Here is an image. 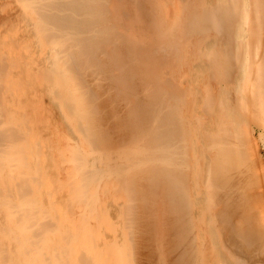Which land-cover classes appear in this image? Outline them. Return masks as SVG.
<instances>
[{"label":"bare ground","instance_id":"bare-ground-1","mask_svg":"<svg viewBox=\"0 0 264 264\" xmlns=\"http://www.w3.org/2000/svg\"><path fill=\"white\" fill-rule=\"evenodd\" d=\"M163 1L4 0L2 3L1 10L4 12L0 11L4 14L0 17V264H126V260H129L127 256L131 252L127 251L129 255L127 254L126 245L136 243V239H131V229H127L126 233L129 236L127 234L126 236L125 232L121 234L123 231L121 228L126 229L130 226L128 219L133 215L127 211L130 215L128 218L124 213L126 209L122 211L121 207L125 220L128 219L118 220L117 216L116 220L128 223L127 226L122 224L123 227L121 225L119 228L122 231H118L117 234L115 222L113 224L111 221L114 220L113 216L111 217L114 213H107L111 220L106 219L105 213L106 208L110 209L112 203L115 207L116 201L124 194L121 192L118 199L115 197L119 193L116 191L121 188H117L118 184L115 183L120 179L117 176L118 171L120 173L125 168L123 174L126 173L128 166L126 164L130 163L128 159L132 161L135 156L142 157L140 155L148 144L151 145V149L146 148L145 150L150 151L146 153L151 157L155 156L158 161L162 157L160 159L162 167L160 166L161 169L157 171L153 169L149 171L152 174L154 172L155 177L146 171L147 176L143 171L147 177H139V180L141 181V178L148 180L150 175L149 178H158L154 179L155 184L162 178L160 184L164 182L165 185H172L174 192H171V189L168 191L173 195L158 192L157 196L161 193V197L166 195L173 197L175 209L178 215L181 213L184 217L186 225L194 220L192 226L205 228L203 232L201 229L199 231L193 229L194 232L191 233L193 238L188 237L186 241L192 245L195 242L196 245L202 233L205 237V233L210 229L209 241L224 252L223 264H264V0H168L170 3L167 8H163ZM6 5L11 10L5 11ZM6 28L10 30L5 33ZM7 34H10L9 41L4 39ZM186 34L190 36V42L184 46L177 45L179 40L176 38L180 39ZM213 36H220V40L215 38L219 41L213 43L210 41ZM119 39L122 44L117 46ZM207 44L211 46L206 50L207 54L206 51L203 54L207 57L213 73L204 70L205 64L193 67L194 62L200 64L199 60L203 58H199L202 53L201 47ZM165 50H172V53L168 56L170 51ZM159 51L168 53L164 55L166 61L165 58L164 62L158 61ZM183 53L185 54L183 58L182 55L177 57ZM93 58L95 63L101 66L98 67L99 70L104 66L108 67L113 79V84L112 80L110 84L120 88V91H124L122 89L127 84L135 85L134 82L139 80L135 76L139 70L147 73H143L145 78L142 77L144 79L141 81L142 84L140 80L137 82L144 85L142 89L141 85L137 84L135 86H140V89L132 88V91L129 90L130 86L125 88L128 92L126 93V90L124 92L130 99L137 98L136 100L145 108H151L150 112L148 109L149 115L145 114L146 117L149 116L147 123L146 118L143 119L144 116H141L142 118L139 116L140 120H144V123L141 121L142 126L147 125L145 128L138 127L142 131L139 130L138 134H145H141L140 139L142 135L146 137L142 146L140 144L137 146V141H133L136 145L126 144L124 141L129 149L138 147L126 153L128 155H125L126 161L122 160L125 157L122 154L117 157V162L114 160L115 156L113 159L114 154L111 152L114 150H110L112 143L109 144L108 140L110 147L104 144V140H107L110 134L105 138L106 129L104 131L99 125L100 128L97 129L93 117L90 116L91 120L88 118L87 109L94 106L95 97L99 104V92L106 88H98L97 84L102 69L99 71L96 67L99 73L96 78V74H92L95 68L90 70L91 76L85 75L84 69L92 63L90 61ZM92 65L93 63L90 68ZM177 68L180 71H177ZM206 71L211 75L208 74L209 84H205L204 89L201 87L203 92L200 90L204 94L203 102L200 104L203 111L200 113L204 114V117L197 118V115V119H194L195 117L191 118L188 114L191 103L188 104L190 93L188 94L187 88L195 76H199L198 73ZM106 75L108 76V73ZM107 76L103 75L102 78L105 79ZM102 78L100 80L104 82ZM133 78L137 79L133 81ZM202 78L207 80L205 73ZM19 81L24 82L25 89L29 90L19 89L18 92L15 88L18 87ZM106 81L108 82L107 79ZM183 81L186 83L185 86L187 85L185 88ZM34 83L38 84V89L34 87ZM98 83L103 86L101 81ZM94 84L96 90H100L97 91L99 99L94 96ZM107 84L109 86V83ZM111 85L109 87H113ZM145 88L149 91L147 97L139 95L140 90L145 91ZM185 89L188 96L183 92ZM43 91L49 96L48 104L41 100ZM110 92L114 93L112 90ZM185 97L187 103H183ZM38 100L41 106L35 108L31 106L32 101ZM140 103L136 104L135 108L142 106ZM122 104L125 105V101ZM141 108L143 110V107L139 109ZM163 110L162 118L160 113ZM53 113H57V116L53 117ZM131 115L130 112L129 116ZM205 117L211 118L208 120ZM170 118H173L174 122L170 121L172 126L170 124L169 127L167 121ZM204 118L207 120L205 126L208 130L206 134L201 132L202 135L198 132ZM195 120L199 124L196 122V125ZM115 129L120 130L119 127ZM116 133L119 134L120 131ZM90 147L91 150L88 151L86 148ZM206 152L209 161L204 155ZM146 157L141 158L143 164H150L151 161ZM118 158H122L121 161H118ZM137 161L128 164L136 167ZM194 167L201 168L200 170L205 168V173L202 174L199 173L200 170L194 171L198 175V180L192 176L195 175ZM132 168L129 169L128 166V170ZM171 171L174 172L173 175L169 174ZM128 173L133 175L134 171ZM193 177L196 179L195 182ZM131 178L132 176H130L132 181ZM121 180L124 185L127 184V181ZM136 180L138 179L134 181ZM146 180L144 181L148 182L150 179ZM113 184L118 190L115 187L112 190ZM131 185H126V191L128 193L130 190L134 195L136 193L133 197L132 193L128 194L132 198L130 201L133 202L137 190L142 191L143 186L139 185L140 190L136 188L138 186L134 188ZM134 185H137L136 182ZM147 188L145 187L144 191ZM192 189H196V194H200L201 197L194 198ZM112 191L117 194L113 196ZM138 197L134 201L138 200ZM129 198L126 199L127 202ZM152 202L154 203L153 200ZM161 202L159 200V203ZM126 203L124 208L134 204ZM146 203L140 206H146ZM177 211L176 214L173 212L175 216ZM132 213L134 214V210ZM196 214L202 217L195 222L198 218ZM118 223L117 228L120 227ZM137 224L139 226V222ZM187 231L185 230L186 234ZM123 234L130 237L131 244L129 241L125 242ZM119 235L120 237L122 235L127 249L118 245L117 241L122 242L120 238L117 240ZM204 241L206 242V239ZM204 241L200 243L203 244ZM208 242L206 243L209 244ZM202 244L198 246V250L204 248L201 247ZM185 246L181 247V251L188 253L189 248ZM210 247L213 248L207 246L208 251ZM208 254H204L203 258ZM208 256L210 258V255ZM195 259L196 256L193 263ZM201 260L199 264L203 262Z\"/></svg>","mask_w":264,"mask_h":264},{"label":"rangeland","instance_id":"rangeland-1","mask_svg":"<svg viewBox=\"0 0 264 264\" xmlns=\"http://www.w3.org/2000/svg\"><path fill=\"white\" fill-rule=\"evenodd\" d=\"M161 1H163V0H161ZM4 2V0H0V10H1V7H2V3ZM164 3V7L163 8H167V5H169V3H170V1L168 2V0H167V2L165 3V0L163 1ZM7 6V5H6ZM8 7V8H7ZM6 8H5V11L6 10H11V9H9V6H7ZM173 8V6H171V12H172V9ZM2 11V10H1ZM0 11V12H1ZM2 12H4V11H2ZM0 13V17L4 14V13ZM194 15V14H193ZM192 15V16H193ZM183 18H185V17H183ZM182 21H184L183 19H182ZM8 30H10V28H6V30H5V33L8 31ZM8 36H4V39H6V40H11V38H10V34H7ZM218 36V35H217ZM217 36H213V37H211L210 38V41H212L213 43H215V41L216 42H218L219 40H220V36L219 37H217ZM215 38L216 39H219L218 41L217 40H215ZM177 40H179V42H178V44L177 45H181V46H184V45H186L187 43H189L190 42V40H191V38H190V36H187V34H186V36H183L182 38L180 37V39H178V38H176ZM8 40V41H9ZM189 40V41H188ZM176 41V40H175ZM183 41V42H182ZM117 42V41H116ZM115 42V43H116ZM173 42H174V40H173ZM172 42V43H173ZM122 44V41H121V39H119L118 40V42L116 43V45L118 46V45H121ZM173 44H175V42L173 43ZM172 46V45H171ZM209 46H211V45H209V44H207L206 46H204L203 48L201 47V50H202V53H200V56H199V58H205V59H200L199 61H200V64L198 63V62H194L193 63V67L194 66H196V65H202L203 66V64H205L204 65V70H207L208 72H210L211 70H210V64L208 63V59H207V57L206 56H204V54H205V52L204 51H206V50H208V47ZM166 52H169V54H168V56L172 53V50H165ZM164 51V52H165ZM166 52H165V54L164 53H162L161 51H159L158 52V56H159V54H160V56H161V54H163V56H159V57H157V58H160V59H158V61H163V59L165 58V56L167 55L166 54ZM203 52H204V54H203ZM79 54H81V55H83L82 54V52H79ZM184 54V53H183ZM183 54H180V55H178L177 57H180L181 55V58H183L184 56H185V54L183 55ZM201 54H203L202 56H201ZM206 54H207V51H206ZM165 55V56H164ZM85 56H87L86 55V53H85ZM167 56V57H168ZM82 57V56H81ZM198 58V59H199ZM95 58H93V60H94ZM198 59H196V58H194V60H198ZM90 61V62H92L93 63V65L91 66V68H90V65L92 64V63H89V69H87L88 67H86L84 70H85V75H87L88 77H89V75L92 73L91 71L92 70H94V68H95V70L93 71V73L92 74H94L95 75V78L97 77V75L100 73V75H105V76H107L106 74L108 73V76L104 79V78H102V76L100 77V75H98V79L100 78H102V79H104V82H102L103 80H98L99 82L101 81V83H103V86H102V84H99L98 83V81H97V84L99 85V86H101V87H99L98 86V88H103L104 89V87H106L105 88V90H106V92H105V90L104 91H100L99 89H97L96 90V88L97 87H95V84H94V89H95V91H94V96L96 95L98 98L97 99H99V96H100V99H99V104L97 103V101H95V99H96V97L94 98V101H93V105L94 106H92V108H88L87 109V113L89 114V117L87 116L88 114H86V116L89 118V120H91V118L93 117V119L95 120V122H96V124H97V129H99L100 127L99 126H101V127H103L104 128V131H105V129H106V132H107V134H106V132H105V134H106V136H105V138H108L107 137V135H109L110 134V136H109V138L106 140H104L105 142H107V144L104 142V144L105 145H108L109 147L111 146V145H109V144H111L112 143V146L110 147V150L112 151V150H114V151H112L111 153H113L112 155H113V159L114 160H116V162H117V157H119V155L121 156V154L122 155H127L126 153H128L129 152V150H131V149H135V148H138V147H133V148H131V149H129L128 147H127V145L126 144H131V143H134L135 141H137L136 143H137V146L140 144H143V139L145 138L146 139V137H144V133H140V134H138L139 133V130H140V128H138V127H144L145 128V126L147 127V125L146 124H144L145 126H142L143 124L142 123H144V120H140L139 119V116L141 117H143L144 116V118L143 119H145V123H147L148 122V117H146L145 116V114L147 115V113H148V109H149V112L151 111L150 109L151 108H145L144 106H143V104H141L140 102H138L136 99L137 98H131L130 99V97H128L127 96V92H128V89H125V88H130V86H125L122 90H124V91H120V88L118 89V88H116L114 85H111V84H113V79H112V75H111V73H110V71H109V69H108V67L106 68L105 66V68L103 67V69L104 70H106V71H103V69L100 71L99 69H98V67L100 68L101 66H99V65H97L95 62V60L94 61ZM157 60V59H156ZM164 61H166V58L164 59ZM163 61V62H164ZM205 62V63H204ZM196 63V64H195ZM95 65V66H94ZM94 66V67H93ZM96 67H97V69L100 71L99 73H98V71H97V69H96ZM87 69V70H86ZM179 69H180V67H179ZM178 68H177V71H180ZM91 70V71H90ZM107 71H109V72H107ZM175 71V70H174ZM201 72V73H198L199 74V76L198 77H196L195 76V78H194V80L192 81V83H189L188 84V94H189V96L187 95V89H185V90H183V92L190 98L188 101H189V103L188 104H190L191 106H190V110H188V114L191 116V118H194V119H197L199 116H203L204 114H202V113H200V112H203L202 111V108L200 109V107L202 106V105H200V104H202V99H203V93H201V87H202V89H204L205 88V86L207 85V84H209L208 83V80H209V76L211 75V73H208V72ZM90 72V73H89ZM97 72V73H96ZM103 72L105 73V74H103ZM140 72V73H139ZM139 74L137 73L135 76L137 77V78H139V80H136L137 78H133V81H135L134 82V84L135 85H141L142 83H141V81L143 82V78H145L144 76V74H147V73H144V72H142L141 70H139ZM212 72V71H211ZM86 73H89V74H86ZM144 73V74H143ZM204 73H205V76L207 77V80H204V78H202L203 76H204ZM213 73V72H212ZM83 74H84V72H83ZM91 74V75H92ZM208 74H210L209 76H208ZM84 75V76H85ZM90 75V76H91ZM140 75H142L141 77H140ZM144 75V76H143ZM134 76V77H135ZM202 76V77H201ZM212 76H213V74H212ZM86 77V76H85ZM94 77V76H93ZM143 77V78H142ZM209 77V78H208ZM94 78V79H95ZM201 80H200V79ZM222 79H223V77H221ZM106 79L108 80V82L106 81ZM109 79H110V81H109ZM143 79V80H142ZM183 80H185L184 78H182ZM199 79V80H198ZM222 79L220 80L219 79V81H222ZM95 80H97V79H95ZM111 80H112V82H111ZM140 82V83H137V82ZM206 81H207V83H206ZM96 82V81H95ZM110 82H111V84H110ZM104 83H109V86L111 85V86H113V87H109L108 86V84L106 85V84H104ZM185 83V81H183V83L182 84H184ZM200 84V86H199V84ZM19 84H20V86H19ZM19 84H18V87L16 86V90L19 92V89L20 90H29L28 88L27 89H25V83L24 82H22V81H19ZM97 84H96V86H97ZM186 84V83H185ZM185 84H184V87L183 88H185V87H187V85L185 86ZM206 84V85H205ZM106 85V86H105ZM134 85V86H135ZM205 85V86H204ZM131 86V88L129 89V90H132L133 91V89L135 88V89H142L143 87H144V85H141V87L139 88L138 86ZM198 86V87H197ZM34 87L35 88H37L38 89V84H36V83H34ZM108 87V88H107ZM204 87V88H203ZM116 90H115V89ZM133 88V89H132ZM196 88H197V90H196ZM103 89H101V90H103ZM107 89H109V91H107ZM146 89L147 88H145L144 90L145 91H141L140 90V93H139V95L141 94V96L143 95V96H149L148 94V90L146 91ZM114 91V93L113 92H110V91ZM125 90H126V93H124L125 92ZM193 90V91H192ZM201 90V91H200ZM99 92V96H98V92ZM186 91V92H185ZM107 92H108V94H107ZM122 92V93H121ZM145 92H147L146 94H144ZM203 92V91H202ZM38 93V92H37ZM43 95H42V99L41 100H43V102L44 103H47L48 104V102H50V100H49V96H48V94L46 93V92H41ZM95 93H97V94H95ZM197 93H199V94H196ZM200 93H201V95H200ZM101 94V95H100ZM113 94V95H112ZM184 94V95H185ZM104 95V96H103ZM106 95V96H105ZM194 95H196V97L194 96ZM117 96H118V98H117ZM192 96H193V98H192ZM104 99H103V98ZM109 97V98H108ZM134 97H135V95H134ZM112 98V99H111ZM196 98V99H195ZM192 99H193V101H192ZM111 100V101H110ZM118 100V101H117ZM133 100V101H132ZM196 100V101H195ZM102 101V103H100ZM108 101V102H107ZM123 101V102H122ZM124 101H125V105L127 106H125L124 104H122V103H124ZM185 102H183V103H187L186 101V97H185V100H184ZM191 101V102H190ZM96 102V103H95ZM115 102V103H114ZM120 102V103H119ZM111 105V106H109V104ZM114 105H113V104ZM119 103V104H118ZM138 103H140L142 106H140V107H143V110H142V108H141V110L137 107V108H135L137 105H138ZM32 104L33 105H31V106H34V108L35 107H39V106H41V102L38 100V101H32ZM97 104V105H96ZM117 104V105H116ZM133 104H135V106L133 105ZM137 104V105H136ZM96 105V106H95ZM100 105V106H99ZM108 105V106H107ZM116 105V106H115ZM121 105H123V106H121ZM145 105V104H144ZM200 105V106H199ZM146 106V105H145ZM184 106H185V104H184ZM183 106V107H184ZM199 108H198V107ZM94 107V108H93ZM100 109H99V108ZM104 107H106V108H104ZM110 107H111V109H110ZM132 107H134V108H132ZM146 107H149L148 105L146 106ZM185 107H187V106H185ZM194 107V108H193ZM97 109L98 111H99V114H100V117H98L99 116V114L97 113L98 111L97 110H93V109ZM124 108V109H123ZM188 108V107H187ZM90 109H92V110H90ZM101 109H102V111H103V113L104 114H102V111H101ZM104 109V110H103ZM147 109V110H146ZM111 110V111H110ZM114 110V111H113ZM115 110H118V111H115ZM201 110V111H200ZM92 112V113H90V112ZM95 111H97V112H95ZM105 111V112H104ZM134 111V112H133ZM140 111V112H139ZM147 111V112H146ZM115 114V113H117V114H113V113ZM127 112V113H126ZM130 112L132 113V115L131 116H129V114H130ZM137 112V113H136ZM163 112V113H162ZM189 112H191V113H189ZM94 113H97V115H94ZM106 113H108L107 115H106ZM121 113H123V117L121 116ZM129 113V114H128ZM195 113H196V115H195ZM134 114V115H133ZM164 110L163 111H161V113H160V115H161V117L163 118L164 117ZM119 115V116H118ZM124 115H126V117H124ZM128 115V116H127ZM148 115H149V113H148ZM198 115V116H197ZM57 116V113H53V117H56ZM90 116H91V118H90ZM135 118V119H133V117ZM137 116V117H136ZM196 116H197V118H196ZM97 117V118H96ZM118 117V119H120V120H117L116 118ZM130 117V118H129ZM141 117V118H142ZM204 117V116H203ZM99 118H101L100 120H98ZM103 118V119H102ZM110 118V119H109ZM133 120H132V119ZM138 118V120H139V122H138V120H136ZM205 118H207L208 120L211 118H208V117H205ZM204 118V120H203V122L202 123H200V130H199V132H198V134H202L201 132H203V134H204V132H205V134H206V132H207V128H206V126H205V124L207 123V120ZM129 119V120H128ZM173 118H170V120H168L167 122H169V127H170V124H171V122L174 120H172ZM97 120V121H96ZM108 120V121H107ZM114 120V121H113ZM122 120V121H121ZM137 122H136V121ZM132 121H134V123H132ZM141 121H142V123H141ZM147 121V122H146ZM163 121V120H162ZM171 121V122H170ZM99 122H100V124H99ZM121 122H126L125 124L124 123H121ZM130 122H131V124H130ZM166 122V121H165ZM166 122V123H167ZM174 122V121H173ZM197 120H195V124L197 125ZM206 122V123H205ZM105 123V124H104ZM107 123V124H106ZM127 123H129L128 125H127ZM141 124V125H139V124ZM102 124V125H101ZM122 124H123V126H122ZM174 124V123H173ZM199 124V123H198ZM99 125V126H98ZM105 127H104V126ZM107 125V126H106ZM116 125V126H115ZM130 125V126H129ZM132 125V126H131ZM135 125V126H134ZM138 125V126H137ZM120 128V130L119 129H115V128H118V127ZM129 126V127H128ZM171 126H172V124H171ZM122 127V128H121ZM126 129H125V128ZM134 127V128H133ZM199 127V126H198ZM109 129V130H108ZM112 129V130H111ZM122 129V130H121ZM125 129V131H123ZM131 130V132H130V130ZM135 129V130H134ZM108 130V131H107ZM112 132H111V131ZM116 130V131H115ZM133 130V131H132ZM202 130H204V131H202ZM120 131V133L118 134V133H116V132H119ZM127 131V132H126ZM129 131V132H128ZM141 131V130H140ZM122 132V133H121ZM133 132V133H132ZM142 132V131H141ZM132 133V134H131ZM104 134V135H105ZM132 135V136H130V135ZM141 134H144V135H142L141 136V139H140V135ZM202 134V135H203ZM123 135V136H122ZM128 136V137H126V136ZM134 135V136H133ZM117 136V137H116ZM126 138V139H128V140H125L124 138ZM133 137V138H132ZM138 137V138H137ZM204 137H205V135H204ZM112 138V139H111ZM123 138V139H122ZM129 138H130V140H129ZM137 138V139H136ZM100 139H101V137H100ZM115 139V140H114ZM117 139H118V141H117ZM120 139V140H119ZM135 139V140H134ZM139 139H140V141H139ZM108 140L110 141L109 142V144H108ZM112 141V142H111ZM124 141H126V144H125V142ZM134 141V142H133ZM142 141V142H141ZM124 142V144H121V143H123ZM146 142H147V140H146ZM117 143H120L121 145H119V144H117ZM149 143V142H148ZM89 144V143H88ZM88 144H87V147H88ZM103 144V145H104ZM144 144H145V141H144ZM91 144H89V146H90ZM117 145H118V147H119V149H118V147H117ZM133 145H136L135 143L133 144ZM132 145V146H133ZM146 145V144H145ZM129 146V145H128ZM142 146V145H141ZM141 146H140V148H141ZM144 146V145H143ZM148 146V147H147ZM146 147H145V149L147 148L148 150H150L151 148H150V146H149V144L147 145ZM218 146V145H217ZM92 147V146H91ZM91 147L90 148H86L87 150L88 149H90L91 150ZM116 148V149H113V148ZM123 147V148H122ZM131 147V146H130ZM211 147V146H210ZM93 148V147H92ZM112 148V149H111ZM142 149H143V147H142ZM144 149V152H142V155H140V156H142V157H146L147 155L149 156V154H147L146 152H150V151H147V150H145ZM89 151V150H88ZM144 154H146V155H144ZM130 155H132V156H134L133 154H130ZM129 155V156H130ZM144 155V156H143ZM205 155V157H206V159H207V161H209V156H207V152L204 154ZM115 156V157H114ZM128 156V155H127ZM146 157L147 159H148V161L150 160L151 161V163L150 164H143L144 162H143V159H141L142 157H140V158H138V157H133V159H136V161H137V163H136V167H134V163L136 162V161H134L133 159H132V161H133V164H131V165H129L130 163H132V161H131V159H128L129 161H130V163L128 164H126V165H128L129 166V169L130 168H132V165H133V168L131 169V170H128V166H127V172L126 173H124L123 174V172H125L126 171V169L124 168L123 170L124 171H121L120 173L122 174V176L124 177H122L121 176V174L119 173V171H118V173H117V176H118V178H120L119 180H118V178L116 179V181L118 180V182H115V183H117L118 184V186L119 185H121V186H117L116 185V187L117 188H120L119 189V191H116V192H119L117 195L116 194H114L113 193V191H112V193H113V196L114 195H116L115 197H116V199H118L117 197L118 196H120V193L122 192H124V194H122V198L121 197H119V200L118 201H116V203H115V207H114V203H112V205H111V208L109 209V207L108 208H106L105 210H106V216H107V218L106 219H109V220H111L112 218L114 219V220H111V221H113L112 223L114 224V222H115V229L117 230V234H119V232H121L122 230L121 229H123V231L121 232V234L123 233V232H125V235L127 234L126 232H128V230L127 229H131V231H130V235H132L133 236V238H132V236H131V239L133 240V239H136L135 240V242L136 243H132V244H134V246L131 244V242H130V237H125V235H124V237L123 238H125V242L127 241H129V243L131 244V245H126V243H123L124 242V240H123V238H122V235H121V237H120V235L118 236V239L117 240H120V239H122V242H120V241H117V243H118V245H120V248H126V246L128 247V250H126V252L127 251H131V252H129V254H128V252H127V254L129 255V256H127V259H131L130 260V262L131 261H133V262H129V260L127 261L126 260V264L128 263H130V264H197L198 262H200V260H201V262L203 261V259L205 258V257H208V258H205L204 259V261L207 263V264H209V262L211 261V259H212V262H210V264H216L217 262H219L218 264H223V261H224V252L222 251V250H220L219 249V247L216 245V244H214L212 241L210 242L209 240H211V238H210V232H211V230L209 229L208 231H207V233H205V237L203 236L204 235V233H202L201 235H202V237H204V239H206V242H208L209 244H207L205 241H204V239L201 237V239L199 240V241H197L196 242V245H195V242H194V245H192L191 243H189V242H187L186 240V238H188V237H191V238H193V234L191 235V233H193L194 232V230L196 231V230H200L201 228H199L198 226H195V225H193L194 226V228H193V226H192V224H194V220H192V222L191 223H189L190 221H191V219L189 220V224L188 225H186L185 224V222H184V217L181 215V213L178 215V211L175 209V207H176V204L173 202V197H171V196H167V195H173V193L171 194V193H169V191H170V189H171V192H174V190L171 188L172 187V185H168V184H164V182L162 183V184H160L161 183V181L163 180L162 178H160V182H159V180H158V183L157 184H155L156 183V180H154V179H158V178H154L155 176H156V174H154V172H153V174H152V172H149V171H151L152 169H153V171H157V170H159V169H161V167H162V165H161V163L162 162H160V161H162V160H160V159H162V155L160 156L161 158H159V161L157 160V158L154 156H152L153 158H154V160H152L153 158L151 157V155L149 156V157ZM126 157V156H125ZM121 158L123 161H126L127 160V157L126 158ZM157 157H159V156H157ZM138 158V159H137ZM150 158H152V159H150ZM119 160L118 161H121V159L120 158H118ZM125 159V160H124ZM154 161V162H153ZM156 161V162H155ZM142 162V165H140V163ZM153 162V163H152ZM158 162V163H157ZM156 163V165H154ZM198 163V166H199V162H197ZM125 164V163H124ZM143 165H144V167H143ZM151 167H150V166ZM154 165V166H153ZM139 166V167H138ZM161 166V167H160ZM197 166V165H196ZM124 167H125V165H124ZM143 167V168H142ZM173 168H174V166H172ZM148 168V169H147ZM155 168V169H154ZM175 168L177 169L178 167L177 166H175ZM133 169H135V170H133ZM176 169H174L175 170V172L178 170H176ZM201 169V168H200ZM200 169H197V168H195L194 167V169H193V172L194 171H196V172H198V170H200ZM134 171V174H136L137 173V175H134L133 173V175H134V177H133V175H130L131 173H128V172H133ZM172 170V169H171ZM173 170V171H174ZM137 171V172H136ZM143 171H148V173L150 174L151 173V176H154L153 178L154 179H152V177L151 178H149L150 177V175H149V177L147 178L148 180L150 179L151 181L153 180V182H151L150 180L148 181V180H146V179H143L142 180V178L143 177H147L148 176V173L146 172V174H147V176L146 175H144V173L145 172H143ZM173 171H171L169 174L170 175H173L174 174V172ZM202 171V172H201ZM140 172V173H139ZM192 172V173H193ZM139 173V174H138ZM142 173V174H141ZM156 173V172H155ZM199 173H205V168H203L202 170H200V172ZM141 174V175H140ZM194 174L196 175V173L194 172ZM198 174V173H197ZM192 175V176H194V177H198V175ZM111 176V175H110ZM114 177H115V175H113ZM120 176V177H119ZM130 176H132V181L130 180ZM143 176V177H142ZM139 177H142L141 178V181L139 180L140 178ZM193 177V180H194V182H195V178ZM201 177V176H200ZM127 178V179H126ZM121 179H123V180H125L124 182H126L127 181V184H128V186L129 185H131V184H133V186L131 185V187H134L135 188V186H138V187H136V188H141L142 186V188L141 189H143L142 191H140L141 192V195H140V192H139V190H137L138 191V193H137V196L135 197L136 199H137V197H138V200H135V201H137V202H135L134 201V199L135 198H133V202H131L130 201V199H132L131 197H133V196H135L136 195V193H135V195L132 193V191H130V193H129V191H128V193H127V187H126V185L127 184H123L122 183V180ZM135 179H138V180H136V181H134ZM162 179V180H161ZM144 180H146V181H148V182H145ZM197 180H198V178H197ZM137 181H139L138 183H140V184H138L137 183ZM142 181H144V182H142ZM119 182H121V184H119ZM129 182L131 183V184H129ZM134 182H136V184L137 185H134ZM197 182V181H196ZM114 183V184H115ZM143 185H142V184ZM146 183H148V184H146ZM112 185V190H113V188L115 187V185ZM123 184V185H122ZM146 184V185H145ZM155 186H154V185ZM160 186H159V185ZM163 184H164V186H163ZM141 187H140V186ZM145 185V186H144ZM161 185L163 186V187H161ZM168 186V187H167ZM115 187V189H117ZM125 189H124V188ZM145 187L147 188V190L146 191H149V192H146V191H144V189H145ZM150 187V188H149ZM153 187V188H152ZM165 187V188H164ZM157 188V189H156ZM160 188V189H159ZM167 188V189H166ZM122 189H124V191L122 190ZM128 189H129V187H128ZM140 189V190H141ZM151 189H153V190H151ZM217 189H219L220 190V188H217ZM216 189V190H217ZM118 190V189H117ZM122 190V191H121ZM131 190H133V188H131ZM165 192H164V191ZM169 190V191H168ZM195 190L196 189H192V191H191V193L193 194V197L195 198V197H201V195L200 194H196V192H195ZM136 191V190H135ZM136 191V192H137ZM144 191V192H143ZM151 191H153V192H151ZM198 191V190H197ZM102 192V191H101ZM100 192V193H101ZM114 192H115V190H114ZM134 192V191H133ZM146 192V193H145ZM156 192V193H155ZM158 192H161V193H164V195L167 193V195L164 197V196H162L161 197V193H160V195L159 196H157V193ZM125 193H127L126 195L127 196H129L130 197V195H128V194H131L132 193V196L129 198V197H127L126 195H125ZM145 193V194H144ZM190 193V194H191ZM103 194V193H102ZM139 194V195H138ZM142 194H144L143 196H142ZM112 195V194H111ZM149 195V196H148ZM152 195V196H151ZM163 195V194H162ZM196 195V196H195ZM112 196V197H113ZM124 196H126L127 198H129L128 199V202H127V198L126 197H124ZM142 196V197H141ZM115 197H113V198H115ZM123 197H124V199H123ZM145 197H146V199H145ZM155 199H154V198ZM112 198V199H113ZM121 198V199H120ZM126 198V199H125ZM142 198H144V200L142 201ZM150 198H153V199H150ZM169 198H170V200H169ZM172 198V199H171ZM125 201L126 200V202H124L123 200ZM139 199H141V200H139ZM150 199V200H149ZM160 200V202H161V200L163 201V202H161V203H159V200ZM113 200H115V199H113ZM148 200H149V202H148ZM154 201V203L152 202L151 203V201ZM120 201V202H119ZM131 203H130V202ZM139 201H141V203L139 202ZM146 201H147V203H148V205H147V203H146ZM164 201H165V203H164ZM169 201H171L172 203L171 204H169L170 202ZM123 202V203H122ZM139 202V203H138ZM144 202V203H143ZM168 202V203H167ZM125 203L128 205V203L131 205L132 203H134V204H132L131 205V207H128V206H126L125 208H124V205H125ZM146 203V206H144V205H142V206H140L141 204H145ZM155 203H157V204H155ZM175 205H174V204ZM117 204V205H116ZM120 204V205H119ZM123 204V205H122ZM149 204H152V205H149ZM119 205V206H118ZM122 205V206H121ZM138 205V206H137ZM112 206H113V210H111L112 209ZM135 206V207H134ZM137 206V207H136ZM155 206V207H154ZM161 206H162V208H161ZM121 207H123L122 209H121ZM134 207V208H133ZM142 207V208H141ZM153 207L156 209H153ZM119 208H120V211H119ZM131 209V208H133V209H131V211L130 210H128V209ZM151 208V210H149ZM118 211H116V210ZM126 209V210H125ZM159 209L161 210V211H159ZM174 209H175V212H174ZM121 210L122 211H126V212H124V213H126V216H128L129 214H127V211L131 214V215H133V217L132 216H130V219H128L129 218V216H128V218H126V220L128 219V221L130 220V221H132V222H130L129 221V224H130V226L128 227V228H126L125 229V227H123V225L122 224H124V225H126L127 226V223L128 222H120V221H118L119 220V218H120V220H125V216L123 215L124 213H121ZM134 210V214L132 213V211ZM137 210V211H136ZM147 210V211H146ZM155 210V211H154ZM172 210V211H171ZM108 211V212H107ZM151 211H152V213H151ZM164 211H166V213L164 212ZM176 211H177V215L175 216L174 214H176ZM110 212H112V213H114V215H111V217H110V215L108 216L107 215V213L108 214H111ZM117 212V213H116ZM138 212H142L141 214L140 213H138ZM144 212V213H143ZM146 212V213H145ZM158 212V213H157ZM168 212V213H167ZM172 212V213H171ZM173 212H174V214H173ZM119 213V214H118ZM148 213H149V216H148ZM170 213H171V216H170ZM104 213H103V215H105ZM117 214V215H116ZM121 214V215H120ZM138 216H137V215ZM173 214V215H172ZM198 214V213H197ZM196 214V215H197ZM115 215H116V217H115ZM141 215V216H140ZM150 215H152V216H150ZM161 215V216H160ZM117 216H119L118 218H117ZM123 216V217H122ZM143 216V217H142ZM148 216V217H147ZM154 216V217H153ZM170 216V217H169ZM198 216V215H197ZM201 215L199 214V216H198V218L197 219H195V222L197 221V220H199ZM123 219H122V218ZM173 217H174V219H173ZM178 217H180V218H178ZM182 217V218H181ZM192 217H194V218H196V216H192ZM202 217V216H201ZM111 218V219H110ZM116 218L118 219V220H116ZM132 218V219H131ZM176 218H178V219H180V220H178V219H176ZM136 219V220H135ZM139 219V220H138ZM163 219V220H162ZM183 219V220H182ZM206 219H207V217H206ZM125 220V221H126ZM160 220V221H159ZM166 220H167V222H166ZM170 220V221H169ZM173 220H174V222H173ZM176 220H178V222L176 221ZM155 221V222H154ZM173 223H172V222ZM176 221V222H175ZM118 222H120V223H118ZM137 224L138 222H139V226H138V224L136 225L135 223ZM153 222V223H152ZM160 222V223H159ZM169 222H170V224H169ZM182 222V223H181ZM117 223L120 225V227H118L117 228ZM179 223V224H178ZM181 223V224H180ZM133 224V225H132ZM135 224V225H134ZM156 224H158V226L156 225ZM171 224H173V225H171ZM176 226H175V225ZM191 224V225H190ZM121 225H122V227L123 228H121ZM162 225V226H161ZM165 225V226H164ZM185 225V226H184ZM138 226V227H137ZM152 226V227H151ZM161 226V227H160ZM131 227V228H130ZM158 227V228H157ZM169 227V228H168ZM180 227V228H179ZM182 227V228H181ZM186 229H185V228ZM195 227H196V229H195ZM198 227V228H197ZM119 228H121L120 230H119ZM137 228H138V230H137ZM152 228V229H151ZM192 228V229H191ZM183 229H185L186 231H187V234L185 233V230H183ZM194 229V230H193ZM126 230V231H125ZM137 230V231H136ZM161 230V231H160ZM183 230V231H182ZM205 231V228H203V229H201V232H203V231ZM119 231V232H118ZM157 231V232H156ZM190 231V232H189ZM132 232H133V234H132ZM137 232V233H136ZM170 232V233H169ZM177 232H179V233H177ZM209 232V233H208ZM152 233H153V235H152ZM169 233V234H168ZM137 234V235H136ZM163 234H164V236H163ZM206 234H208V236H206ZM128 235V234H127ZM126 235V236H127ZM167 235V236H166ZM169 235V236H168ZM181 235H183V236H181ZM129 236V235H128ZM136 236H137V238H136ZM181 236V237H180ZM135 237V238H134ZM161 237V238H160ZM172 237V238H171ZM179 237H180V239H179ZM120 238V239H119ZM129 238V240H127ZM155 238H157V239H155ZM169 238V239H168ZM207 238H210V239H207ZM159 239V240H158ZM172 239H174V240H172ZM131 240V241H132ZM153 240V241H152ZM172 240V242H169V241H171ZM180 240V241H179ZM182 240V241H181ZM143 241V242H142ZM201 241H204V243L203 244H206L207 246H212L213 248H209V251H208V248H207V246L205 247V246H203V244L202 243H200ZM179 242V243H178ZM123 243V245L125 246H122L121 244ZM165 243V244H164ZM167 243V244H166ZM170 243V244H169ZM174 245H173V244ZM184 243V244H183ZM198 243H200V244H202L201 245V247L206 251L207 250V252H205L203 249H201V250H198V246L200 245V244H198ZM128 244V243H127ZM144 244V245H143ZM181 244V245H180ZM211 244V245H210ZM137 245V246H136ZM147 245V246H146ZM178 246V248H177V246ZM183 245L185 246V245H187V248H189L188 250V253H186V252H182L181 251V247H183ZM129 246H130V248H131V246H133L132 248H133V252H132V248L130 249L129 248ZM143 246V247H142ZM158 246V247H157ZM196 246V247H195ZM135 247V248H134ZM151 249H150V248ZM159 247H161V248H159ZM180 247V248H179ZM186 247V246H185ZM195 247V248H194ZM137 248V249H136ZM158 248V249H157ZM127 249V248H126ZM156 249V250H155ZM175 249V250H174ZM180 250V251H178V250ZM192 249V250H191ZM197 249V250H196ZM211 249V250H210ZM134 250H135V252H134ZM162 250V251H161ZM204 252V254H206V253H209L208 255H210V258H209V256L207 255H205L204 256V258H203V255H201V253H198V252ZM211 251V252H210ZM147 252V253H146ZM164 253V255H163V253ZM179 252V253H178ZM191 252V253H190ZM196 254H195V253ZM135 253V254H134ZM146 253V254H145ZM153 253V254H152ZM172 253V254H171ZM143 254V255H142ZM167 254V255H166ZM183 254V255H182ZM190 254V255H189ZM200 254L201 256H202V258H201V256L198 255ZM157 255V256H156ZM173 255V256H172ZM179 255H181V257H179ZM196 256V258L197 259H195V262H197V263H193V258H195V256ZM164 258H163V257ZM184 256H186V257H188V258H186V257H184ZM128 257H130V258H128ZM132 257V258H131ZM135 257V258H134ZM172 257H174V258H172ZM184 257V258H183ZM200 257V258H199ZM134 258V260H132ZM166 258V259H165ZM200 260H199V259ZM165 259V260H164ZM186 259V260H185ZM209 261H207V260ZM199 260V261H198ZM218 260V261H217ZM136 261V262H135ZM166 261V262H165ZM183 261V262H182ZM203 261V262H204ZM216 263H215V262ZM152 262V263H151ZM165 262V263H164ZM202 262V263H203ZM202 263H200V264H202ZM206 263H203V264H206ZM199 264V263H198Z\"/></svg>","mask_w":264,"mask_h":264}]
</instances>
